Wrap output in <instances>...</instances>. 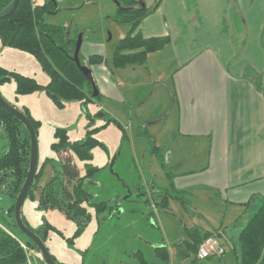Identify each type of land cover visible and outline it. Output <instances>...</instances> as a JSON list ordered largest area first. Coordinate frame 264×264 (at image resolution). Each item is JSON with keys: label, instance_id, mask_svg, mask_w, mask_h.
Listing matches in <instances>:
<instances>
[{"label": "crops", "instance_id": "1", "mask_svg": "<svg viewBox=\"0 0 264 264\" xmlns=\"http://www.w3.org/2000/svg\"><path fill=\"white\" fill-rule=\"evenodd\" d=\"M108 1L114 11L107 18L113 20L117 4ZM138 1L151 6L157 0ZM83 5L84 0L62 11ZM140 30L145 38L166 36L169 43L142 66H90L99 99L136 114L162 151L167 185L171 181L189 202L212 192L225 215L231 213L222 221L202 215L206 229L221 233L230 245L256 199H264V0H160ZM78 33L84 59L104 55L103 38L78 28L68 38ZM187 241L176 247L185 249Z\"/></svg>", "mask_w": 264, "mask_h": 264}, {"label": "rangeland", "instance_id": "2", "mask_svg": "<svg viewBox=\"0 0 264 264\" xmlns=\"http://www.w3.org/2000/svg\"><path fill=\"white\" fill-rule=\"evenodd\" d=\"M32 1L39 4L44 0ZM97 2L98 6L91 0H84L81 8L73 12L61 11L47 15L45 22L65 26L67 38L74 34L76 28L92 38H103L102 56L107 66L114 69L111 65L113 46L128 30V26L107 18L114 11L111 2ZM97 28L101 32H95ZM91 30L93 32L90 33ZM78 35L81 34L72 38L77 40ZM261 44L264 46V40ZM78 58L87 67L80 50ZM0 66L34 77L41 86L38 90L16 97L15 83L3 82L0 83V95L17 110L26 107L30 116L39 121L36 134L38 163L47 162L36 179L37 185L31 198L24 201L21 214L33 229L47 223L44 244L56 263L144 264L145 261L146 264H234L230 249L222 258L212 257L192 263V253L188 252L189 256H186L184 246L176 247L177 243L189 238L186 230L190 225L196 224L201 236L212 232L206 229L202 215L222 221L223 218L227 220L231 213L225 215L221 202L208 191L194 195L197 198H192L185 205L178 200H170L168 209L155 206L151 199L152 189L155 186H167L166 173L157 154L151 151L148 138L139 133L142 128L133 111L127 115L120 105L96 97L87 101L84 108L78 100L63 101V106L57 105L45 90L49 76L40 63L30 53L4 45L1 40ZM110 113L116 120L112 119ZM89 124L90 129L97 128L90 134L100 144L91 150L89 167L96 170L84 181V188L92 194V204L100 201L111 206L116 204L120 215L99 223L94 207L85 205L90 218L80 227L75 220L67 218L57 209H41L37 206L40 190L47 181L57 179L53 191H58L62 178L60 157L69 155L63 152L57 154L51 148L56 140V129L64 128L69 140L73 141L85 137ZM4 143V138L0 136V148ZM75 164L79 165L83 174V167L77 159ZM12 203L13 200L7 195L0 194L1 210L8 209ZM10 231L20 241L27 240L18 228L12 226ZM160 246L165 247V258L157 253L156 247ZM27 253L35 264L32 254L37 255L38 252L27 249Z\"/></svg>", "mask_w": 264, "mask_h": 264}, {"label": "trees", "instance_id": "3", "mask_svg": "<svg viewBox=\"0 0 264 264\" xmlns=\"http://www.w3.org/2000/svg\"><path fill=\"white\" fill-rule=\"evenodd\" d=\"M12 1L0 0V14L10 6ZM114 1L117 8L112 18L118 24L128 26V30L113 48L111 65L116 69L124 68L127 65H145L150 53L163 49L169 43V38L166 36L145 38L140 30L142 20L154 12L160 0L151 6L142 5L138 0ZM81 4L82 0H64L62 2L44 0L39 4L32 0H19L12 13L0 16V40L4 45L30 53L40 63L49 76L45 90L59 106H63V101L78 100L81 107L84 108L87 101L92 98H101L99 93L95 97L93 96L91 84L73 60L76 39L66 37L64 26L45 22V16L57 14L62 10H69ZM101 64H106L105 58L101 55H91L86 59L87 67ZM259 79L260 77L257 78V80ZM8 81L15 83L16 97L41 88L34 77L0 66V83ZM257 88L262 91L260 84L257 85ZM19 111L29 120L36 136L39 121L30 116L26 107ZM109 120L106 122L108 123ZM90 124L87 125L85 137L73 141L69 140L64 128L56 129L54 133L56 140L51 144V148L57 154L66 152L69 155L61 157L62 178L58 185V191L56 193L53 191L57 179L47 181L40 190L37 206L41 209H57L67 218L75 220L80 227L84 226L90 218L85 205L94 207L99 223L115 215H120L116 204L111 206L105 201L92 204V194L84 188V181L90 178L96 170L89 167L92 159L91 150L100 144L97 139L91 136L90 132L97 128L90 129ZM141 131L139 133L148 138L151 151L157 154L162 168L170 178L161 149L154 145L146 129L142 128ZM0 134L5 140L4 145L0 148V194L7 195L13 200L8 209H0V264H33L27 249H32L33 252L34 250L38 252V250L27 237V240L22 242L10 231L12 226L17 228L13 217V207L28 170L29 134L16 118L2 107H0ZM73 157L84 164L85 173L83 176H80ZM45 162L47 160L40 164L37 162L34 180L26 199L31 198L32 191L37 185L36 179L41 174ZM151 199L160 209H167L169 200H178L184 205L188 202L185 193L175 189L171 181L167 186H155L152 189ZM256 200L258 202L250 210L237 238L230 243L234 264H264V199ZM245 205L248 206L249 203ZM22 220L45 243L47 223L40 225L38 229H33L23 217ZM79 230L80 228L77 229V232ZM186 232L189 237V241L185 242L186 256H189L188 252L192 253V263L199 261L196 258V252L203 239L211 235H222L216 231L201 236L196 228H188ZM156 250L162 257H166L164 246L156 247ZM32 255L35 264H44L39 252L37 255ZM143 263L146 264L145 261Z\"/></svg>", "mask_w": 264, "mask_h": 264}, {"label": "water", "instance_id": "4", "mask_svg": "<svg viewBox=\"0 0 264 264\" xmlns=\"http://www.w3.org/2000/svg\"><path fill=\"white\" fill-rule=\"evenodd\" d=\"M18 2L19 0H13L10 6L3 13H1L0 16H4V15H8L12 13L16 9ZM81 41H82L81 35H78L76 44H75L74 53H73V60L75 64L77 65V67L83 72L87 81L91 84L92 89H93V96L95 97L98 93V90L93 81L92 74L88 67L82 66L80 64V61L78 58ZM0 107H2L5 111L10 113L14 118H16L25 127V129L27 130L29 134V138H30V154H29L28 170H27L24 183L14 202V207H13L14 222L17 228L33 243L35 248L38 250L44 264H57L56 261L51 256V254L49 253L44 242L36 235V233L31 231L22 220V214H21L22 205L27 197L28 190L30 189V186L34 180V176H35L36 168H37V162H38L37 139L35 136L34 129L31 123L29 122V120L19 110L9 105L1 97V95H0ZM100 115H103V114H100Z\"/></svg>", "mask_w": 264, "mask_h": 264}, {"label": "built area", "instance_id": "5", "mask_svg": "<svg viewBox=\"0 0 264 264\" xmlns=\"http://www.w3.org/2000/svg\"><path fill=\"white\" fill-rule=\"evenodd\" d=\"M227 249H230V245L224 235H211L203 239L198 245L196 258L199 261L212 257L220 258L226 253Z\"/></svg>", "mask_w": 264, "mask_h": 264}]
</instances>
